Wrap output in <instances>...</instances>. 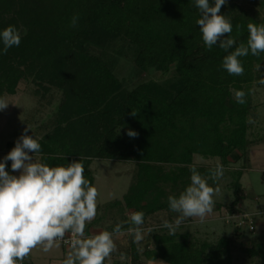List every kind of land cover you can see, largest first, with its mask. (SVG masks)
I'll return each mask as SVG.
<instances>
[{
    "label": "trees",
    "instance_id": "1",
    "mask_svg": "<svg viewBox=\"0 0 264 264\" xmlns=\"http://www.w3.org/2000/svg\"><path fill=\"white\" fill-rule=\"evenodd\" d=\"M250 1L227 0L221 7L233 25L235 46L247 44L249 23L264 24V0L254 6ZM209 2L214 6L215 0ZM74 15L78 24L71 27ZM199 16L195 0H0V31L15 26L22 37L7 54L0 41V97L32 88L36 106L26 122L27 134L41 145L36 161L50 167L81 162L92 186L94 160L136 166L125 198L124 234L114 236L117 251L105 264H235L236 252L264 264V237L255 234V220L253 230L237 219L223 220L233 231L216 242L208 229L207 239L195 238L200 225L190 231L192 218L174 236L154 228L143 254L127 232L128 215L135 211L144 213V228L157 212L174 220L168 197H178L190 184L191 166L215 188L219 181L209 170L218 161L224 169L242 163L235 171L241 180L251 168L252 147L264 142L262 136L251 139L258 118L254 93L264 87V53L240 57L244 74L229 75L222 62L235 46L226 52L218 42L207 49ZM237 90L246 93V103L236 102ZM129 130L138 136L129 137ZM15 145L8 143L7 154ZM197 157L213 163L198 164ZM229 186L236 196L229 215L244 214L237 207L247 190L240 181ZM98 219L86 225L87 236L94 235L90 228Z\"/></svg>",
    "mask_w": 264,
    "mask_h": 264
},
{
    "label": "clouds",
    "instance_id": "2",
    "mask_svg": "<svg viewBox=\"0 0 264 264\" xmlns=\"http://www.w3.org/2000/svg\"><path fill=\"white\" fill-rule=\"evenodd\" d=\"M226 2L215 0L212 6L209 0H195L200 13L196 23L209 50L218 42L226 52L236 45L235 38L231 36L233 25L220 14ZM78 19L74 15L70 26L76 27ZM247 30V44L235 46V50L223 58L222 67L229 75L244 74L240 57L264 53V24L249 23ZM21 39V33L15 26L10 25L0 31L3 54L13 46L18 47ZM259 83L264 84V79ZM234 98L239 104L246 103V93L242 90L235 91ZM8 105L9 102L0 97V111ZM131 115L135 117L137 113L132 111ZM29 129V126L24 129L15 147L4 157V162H0V264H23L33 250L39 248L48 253L59 248L61 242L69 248L62 264H105L117 251L114 236L123 234L122 225L117 224L113 231L86 235V225L97 215V188L85 178L81 162L55 167L37 162L36 154L41 151V145L27 134ZM127 135L135 138L138 133L129 130ZM29 153H35V157ZM7 161L12 162L13 172H20L19 176L6 171ZM190 172V184L178 197H168L169 210L177 214L174 220L163 219L161 222V227L167 229L169 235L174 236L186 219L198 218L203 222L214 211L213 197L220 188L209 186L195 165L190 167ZM209 174L214 182L218 181L224 176L223 165L217 162ZM128 223L127 232L138 245L146 232H153L152 228L143 227L145 215L142 211L133 212ZM124 258L121 253L120 259Z\"/></svg>",
    "mask_w": 264,
    "mask_h": 264
},
{
    "label": "rangeland",
    "instance_id": "3",
    "mask_svg": "<svg viewBox=\"0 0 264 264\" xmlns=\"http://www.w3.org/2000/svg\"><path fill=\"white\" fill-rule=\"evenodd\" d=\"M254 2L258 0H251L250 5L254 6ZM258 8V7H257ZM32 88L22 87V91L16 95H4V98L9 102L6 109L0 111V162H4V157L7 156V145L9 142H16L19 138L16 133L24 128H28L26 119L30 115L31 111L36 106V100L34 99ZM255 104L258 105L257 114L258 118L254 121L252 133L254 134L251 139L257 136L264 137V87L256 88L254 93ZM261 141V140H260ZM251 168L246 171L238 180L236 170L242 169V163L232 164L228 168L224 169V176L219 179L218 187L220 192L216 194L213 199L222 205V209L218 211L217 205L214 206V211L204 221L200 222L198 218H192V227H189L190 231H195L196 227L200 225L201 233H193L195 238L199 240L207 239L204 236L206 232H214V235H210L209 240L216 242L218 236L227 233L230 235L233 231V226L226 225L223 220L228 222V216L230 213L227 206H229L236 198L234 189L229 184L238 183L245 188L246 194L241 197V204L238 205L240 211H244L247 215H252L255 220V234L257 236L264 237V142L259 143L252 147L250 153ZM215 161V160H214ZM8 162V161H7ZM34 162V161H33ZM198 164L211 165L212 159L205 160L201 157L196 158ZM219 162V161H218ZM220 163V162H219ZM217 164V163H216ZM91 176L94 178V187L98 190L97 198V216H99L98 223L91 227L92 234H98L97 231H110L108 226H115L117 224L124 225L127 222L126 217V201L125 198L129 194L133 178L136 174V166L133 163L110 161V160H94L91 167ZM6 171L10 173L6 165ZM14 175L19 176L20 172H14ZM130 217V214L128 215ZM127 217V218H128ZM163 219L168 220L167 213L157 212L148 221L147 228L161 227ZM185 220L184 223H187ZM214 220L213 222H210ZM210 228L213 230L210 231ZM156 230H159L156 228ZM120 236H123L121 234ZM149 234L145 233V238L141 242L142 246L139 250L141 254L145 251ZM244 246H250V236L246 237ZM69 248L60 244L59 248H54L51 252L45 253L42 249H35L31 255L25 260L27 264H62V261L66 258ZM235 264H263L261 260L256 259L250 261L241 252L235 253ZM142 260L146 261L144 256ZM154 264V263H153ZM156 264H163L157 262Z\"/></svg>",
    "mask_w": 264,
    "mask_h": 264
},
{
    "label": "built area",
    "instance_id": "4",
    "mask_svg": "<svg viewBox=\"0 0 264 264\" xmlns=\"http://www.w3.org/2000/svg\"><path fill=\"white\" fill-rule=\"evenodd\" d=\"M230 216L228 219V221L232 220V219H237L238 221H240V225H246L250 230H253L254 228V218L252 215H247V214H234V215H228ZM62 245L66 246L68 248V245L64 244L63 242H61ZM23 264H26V262L24 261Z\"/></svg>",
    "mask_w": 264,
    "mask_h": 264
},
{
    "label": "crops",
    "instance_id": "5",
    "mask_svg": "<svg viewBox=\"0 0 264 264\" xmlns=\"http://www.w3.org/2000/svg\"><path fill=\"white\" fill-rule=\"evenodd\" d=\"M159 213H161V212H159ZM163 213H165V212H163ZM129 218H130V217H129ZM148 221H150V218L148 219ZM211 221H214V220H211ZM211 221H210V222H211ZM203 222H206V221H203ZM203 222H202V223H203ZM156 228H160V227H156ZM145 229H146V228H145ZM152 229H154V228H152ZM211 230H213V228H210V231H211ZM98 232H102V229L98 230L97 233H98ZM125 233H126V232H125ZM146 233H147V232H146ZM123 234H124V233H123ZM147 234H149V233H147ZM119 236H120V235H119ZM141 246H142V243H140V244L138 245L139 249L141 248ZM153 263L156 264L157 262H150L149 264H153Z\"/></svg>",
    "mask_w": 264,
    "mask_h": 264
}]
</instances>
